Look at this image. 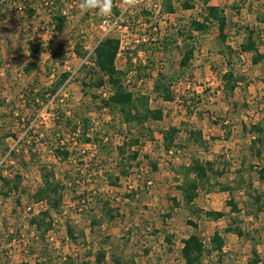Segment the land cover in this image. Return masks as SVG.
<instances>
[{"label":"rangeland","instance_id":"obj_1","mask_svg":"<svg viewBox=\"0 0 264 264\" xmlns=\"http://www.w3.org/2000/svg\"><path fill=\"white\" fill-rule=\"evenodd\" d=\"M27 1L35 9V14L31 17L22 10L24 4L20 0H3V15L6 16L0 18V134L12 132L20 138L23 135V122L32 113L28 110L21 111L20 121L7 115L12 114L11 111H14V116L20 113L19 109L23 106L21 90L29 83L37 88L49 84L65 70V60L69 61L68 64L74 70L79 63L75 42L81 43L83 48L85 42L97 38V24L104 17L98 10L82 12L81 0H60L61 4H64L67 24L57 34L58 40L32 60L28 56V40L31 39L33 44L42 43L46 47L53 34L48 25L50 17L46 7L48 3L55 9L57 0ZM197 1L195 2L200 6V0ZM210 4L226 9L224 41L217 39V27H211L209 33L201 35L199 41L193 43L196 45L195 56L185 68L178 65L180 53L186 46L182 38L178 39L177 43L168 45L166 51L157 52L155 55L151 53L149 56L148 60L154 62L153 68L148 67L153 71V75L147 76V81L141 88L152 94V105L160 106L166 112L161 121L151 123L159 144L143 137L139 146L125 148V157L131 150L138 151L139 156L135 161L122 160L117 146L113 144L118 135H128L126 128L123 127L119 132L108 128L106 123L110 119L109 112L97 109V103L91 101L89 93L82 92V81H87L84 79L88 68L73 73L66 91L69 93L68 105L74 110L78 106H83L81 111L89 108L88 115L97 121V126L99 123L102 132L111 139L109 145L87 149L89 155L95 156L93 159L101 162L89 161L88 158L84 160L85 154L80 152L78 146L72 149L74 152L71 153L70 160L61 162L40 143L36 146L34 159H31L28 151L21 150L13 138L4 139L5 146L17 150L15 149V156H11L2 154L0 149V178L20 180V183L15 190L10 185H3L0 180V264H33L36 261L43 262L47 255L51 257V263L47 264H63L82 257L88 247L92 253L102 248L106 251L107 261L113 253L122 256L124 264H182L180 249L184 238L196 233L208 244L213 233L221 232L228 223L233 225L235 217L241 220L239 224L242 235L239 237L234 233H222L225 244L221 254L212 252L205 257V264H247L252 258V249L257 250L264 262V211L256 210L257 205L264 203V178L258 177L260 167L264 166V143L253 147L254 150L262 152L260 157L250 155V141L241 126L242 123L249 125L260 120L264 122V57L258 64L253 65L249 52H241V58L233 56L231 63L234 65V71L242 76L244 81L240 83V89L229 96L221 89L220 71L226 68V65H222L218 53L219 50H224L225 46L235 48L240 42L241 35L235 32V23L254 27L264 37V0H210ZM140 14L142 15V12ZM193 15H196L194 11L178 10L170 16L153 18L151 22H158L160 39L170 38L176 31L178 20L181 19L180 24L183 25ZM260 51L264 52V46L260 47ZM69 53H74L75 56ZM148 60L145 62L148 63ZM196 60L208 61V64L204 68V65L197 64ZM160 66L162 73L172 76L167 83H171L174 100L166 103L156 98L151 91L153 80L158 73L156 69ZM175 73L177 82L173 80ZM244 83L248 85L244 86ZM177 98L181 100L180 103L176 102ZM232 103H236V108H232ZM113 124V130L116 131L119 128L116 118ZM220 124H226L230 131L233 130L231 142L239 144V151L230 141L221 142L224 132ZM169 126L180 129L176 143L184 145V148L180 149L179 154H166L160 146L161 131ZM188 128L201 132L206 148L192 142L185 143V129ZM241 156L245 157L242 189L233 183L237 172H226L221 177L211 175L210 182L213 184L208 187L210 192L198 190L192 204V207L202 210L224 211L225 216L217 221H210L202 215L194 214L191 206L184 203L177 188L178 182L174 179L173 167L196 157L201 160H215L218 169L227 163L236 169ZM137 160L140 161L138 165ZM95 162L103 170L97 174L99 167ZM43 164L55 165L56 175L63 183L71 185L75 182L78 187L75 193L64 197L65 212L53 214L54 226L42 240L39 233L30 226L29 218L36 213L32 195L41 183L39 165ZM128 165L127 169L125 166ZM154 165L156 168H153ZM123 167L126 168L127 175L121 173ZM137 169L142 172L139 178L136 176ZM77 170L80 171L79 174ZM127 181L132 185L131 189L127 187ZM148 181L151 183L148 184ZM114 182L116 184H113ZM248 184L250 187H246ZM225 185L235 188L231 191L223 190L222 186ZM93 189L102 192L114 218L109 220L103 215L102 222L90 226L91 216L101 219V212L98 210L101 198L98 196L92 200L94 202L90 205L93 209L90 212L84 209L80 214L73 210L75 208L71 203L77 201L81 194L88 197ZM254 190L260 196L259 204L252 198ZM173 198L178 204H174ZM230 198L237 204L240 213L230 211L227 204ZM29 206L33 211L27 210ZM168 213L170 216L165 217ZM68 223L77 230L84 231L85 237L79 238V244H74L67 238L65 225ZM192 223H195L196 227ZM166 235L170 236L169 241L165 239ZM83 238L85 246L81 245ZM93 258L91 256L89 259L93 261Z\"/></svg>","mask_w":264,"mask_h":264},{"label":"trees","instance_id":"obj_2","mask_svg":"<svg viewBox=\"0 0 264 264\" xmlns=\"http://www.w3.org/2000/svg\"><path fill=\"white\" fill-rule=\"evenodd\" d=\"M24 7L22 10L28 17H31L35 14V9L29 5L30 3L27 0H20ZM197 0H179V4L182 10L193 9L194 14L190 16L187 20V23L180 24L181 19L178 20L179 23H176L175 33L172 37H162L158 41V45L151 48V52H163L166 51L167 46L170 44L177 43L178 39L182 38L186 46L182 53H180L179 67L185 68L191 59L195 56L196 45L199 41L201 35L207 34L210 32L211 27L214 25L218 29L217 39L224 41L225 35L223 32L227 26V17L225 15L224 9L218 6L210 5V0H200L198 6ZM3 0L0 1V18H5L6 15H3L4 5L2 4ZM5 3V2H4ZM2 4V5H1ZM57 7L53 9V5L47 3V13L49 14L50 21L48 25L50 26L53 34L50 36L46 47L43 44H33L31 39L28 40L27 50L28 55L31 59H35L37 55L45 52L46 49L50 48L56 38V34L60 33L61 30L67 24V17L62 14L64 10V4L62 5L60 0L56 1ZM2 8V9H1ZM26 8V9H24ZM196 8V9H195ZM6 9V7H5ZM115 12V9L112 8V13ZM177 12L176 7L173 4L172 0H161V9L159 11L158 17H162L165 14H175ZM151 11H142V17L146 22H150L151 19L148 17L152 16ZM263 15H261V18ZM186 20V19H184ZM263 21V20H262ZM155 27H158V22H153ZM237 30L236 33L241 35V40L238 42L237 48H232L231 46H225L224 50H219V54H222L226 57V64L228 69L221 75L222 90L231 96L236 87L240 86V83L244 81V78L234 71V65L231 63L233 56L239 58L241 52H249L251 54V63L253 65L258 64L264 57V52L260 51V47L264 46V37L257 32L254 27H249L248 25H239L235 23ZM79 42H82L79 40ZM192 42V43H191ZM191 43V44H190ZM76 54L81 57L84 55V51L81 43L75 42ZM190 45V46H187ZM119 48V39L115 36H106L103 37L97 44L94 49V65H83L79 68L78 72L83 71L84 68H88L87 75L85 76L87 81H82V86L84 94L87 92L90 95L91 101L97 103V109H106L110 114V119L106 126L112 129L113 132H119L123 127L126 128L128 132V141L124 142L122 145H118V153L121 155L122 160L127 162L135 161L139 153L137 150H131L129 155L124 156L126 147L139 146L140 139L143 137L147 138L149 141L154 144L158 143V140L155 138L154 130L152 129L151 123L154 121H161L163 118V109L160 107L152 106L151 97L147 90L134 91L128 89L123 85V78L126 75L127 71L130 69V63H127L125 68L120 69L116 67L115 60L117 50ZM54 54V52H53ZM232 58V59H231ZM153 61L148 60L147 64L142 65L139 63L137 66L138 73L141 75L152 76L151 70L148 69L149 66H152ZM153 68V66L151 67ZM148 73H147V72ZM27 72L28 69H27ZM177 73L173 76V80H177ZM69 77L68 72H61L57 75L56 79L50 82L47 85L41 86L39 88L34 84L26 85L21 90L23 106L19 109L20 113L15 116L12 115L14 111L9 113L8 117L21 120V111L28 110L31 112L32 116L35 115L39 109L47 103L48 99L55 95V108L53 110V124L51 127L43 130L39 127H33L28 129L21 140H18L17 144L21 150H26L30 154V158L34 159L36 155V146L44 144L47 147V150L50 154L58 159L61 162L67 160L71 152L70 150L71 143H62V140L65 139L66 135H77V140L79 143H90L99 148L101 146H106L103 142V136L105 135L102 131V127H99L95 124V119H92L88 112L89 108L81 111L83 107H77L76 110L72 109L68 103L69 99L64 98L63 102H60L62 90L66 88L64 82ZM169 78V79H168ZM171 77L166 76L162 71H158L157 76L153 80L152 92L154 96L164 102L173 101V91L171 89V83L167 82ZM171 82V81H170ZM177 82V81H175ZM247 83H244V86H247ZM106 86L110 89L111 94L107 99L100 98L95 89ZM69 95V93H68ZM151 100V101H150ZM68 101V102H67ZM80 105V104H79ZM232 108H236V103L231 104ZM69 112V113H67ZM115 118L118 120L119 128L114 131V121ZM24 129L28 128V122L23 124ZM223 127L224 136L228 137L231 134L230 128L226 124H220ZM242 130L251 136L250 138V152L256 157H260L261 151L254 150L253 147L259 143H264V122L262 120L257 122H252L249 125L244 123L241 124ZM3 129H1L2 131ZM186 130L185 143H194L195 145L202 146L206 148V142L202 138L200 131H197L195 128H188ZM180 133V129L176 126H169L166 129L161 131V143L160 146L166 154H179L180 149L184 148V145H179L176 143V139ZM41 134V136H40ZM116 135L115 133H113ZM113 135V136H114ZM10 137L16 139V135L12 132H7L6 134H0V149L2 154H8L15 156V149H10V147L5 146L4 139ZM109 137V136H108ZM110 139V137H109ZM111 140V139H110ZM159 144V143H158ZM19 149V148H18ZM174 150V151H173ZM99 162H101L99 160ZM136 165L139 164V160L136 161ZM132 164V163H131ZM217 162L215 160H201L196 157L189 158L188 162H182L173 167L172 171L174 173V179L178 182V190L182 194L184 203L187 206H191V210L194 214L204 216L210 221H217L223 216H225L224 211L217 210H202L199 208L192 207L194 199L197 197L198 190L204 189L210 192L208 187H211L213 183L210 182V177L216 176L221 177L223 175V168L216 166ZM127 169L129 167L125 166ZM123 167L121 173L127 175L126 168ZM102 170V167H100ZM153 168H156L154 165ZM41 183L34 190L32 199L34 202L43 201L46 204V208L33 213L29 218V224L39 233V237L43 240L44 236L53 228L54 226V213H64L65 202L63 201L66 195L75 193L76 185L75 182L69 186L66 183H63L60 178L56 175V167L52 164H43L39 165ZM138 170V169H137ZM103 171V170H102ZM79 174V170H77ZM83 176H85L83 174ZM258 177L260 179L264 178V166L260 167L258 171ZM19 179V178H18ZM117 180V178H115ZM3 185L11 186L13 189H18L20 180H10L1 177L0 178ZM237 188L242 189L244 180L243 176L240 175V178L233 180ZM110 184L111 181H110ZM113 184H116L115 182ZM246 187H250L249 184ZM223 190H232L231 185L222 186ZM252 198L255 199L257 204L260 203V196H258L257 191H253ZM249 195L251 192L248 193ZM92 200L96 199L98 196L101 198L98 202L100 204L101 219L97 216H91L90 226L99 224L102 222L104 216H107L109 220L114 218L113 213L109 209L108 201L103 194L98 189H93L92 192L88 195ZM251 196V195H250ZM79 198L85 199V194L79 195ZM174 204H178L176 199H172ZM227 204L230 206V211L235 212L236 214L240 213V209L237 207V204L232 198L227 201ZM93 207L90 205L88 212H90ZM257 211H264V203L257 205ZM80 214V213H79ZM104 215V216H103ZM170 216L169 213L165 217ZM234 224H227L226 227L221 229V232L215 231L210 237V242L207 244L205 240L198 234H190L182 240V246L180 249V259L182 264H205L204 259L206 256H209L212 252L216 251L218 254H221L223 246L225 244V238L222 233H234L237 236L242 235V228L240 226L241 220L235 217L233 219ZM196 227L195 223H192ZM65 232L67 238L74 244H79L78 240L80 237H85L84 231L77 230L71 224L65 225ZM165 239L170 240V236L166 235ZM85 239L81 242V245L85 246ZM45 253H43L44 255ZM42 255V256H43ZM93 256V261L89 258ZM50 255H47L44 261H36L33 264H47L51 263ZM218 260L221 262V258L218 257ZM123 257L111 253L109 261H107L106 251L102 248H99L96 252L92 253L91 248L88 247L86 253L79 259H74L69 262H64L63 264H124ZM18 264H28V263H18ZM247 264H264L260 258L259 253L256 249H252V258L247 262Z\"/></svg>","mask_w":264,"mask_h":264},{"label":"built area","instance_id":"obj_3","mask_svg":"<svg viewBox=\"0 0 264 264\" xmlns=\"http://www.w3.org/2000/svg\"><path fill=\"white\" fill-rule=\"evenodd\" d=\"M126 2L127 0H114L113 1V8L115 9V12L111 14V16H104L102 17L97 24V28L99 30L98 37L95 38L92 41H87L83 45V51L84 55L79 57L77 54V58L79 60L78 66L73 70L71 69L70 65L68 64V60H65L63 62V65L65 66V72L69 73V77L64 82V84H67L71 80L73 73L78 72L79 68L83 65H94V49L97 46L98 42L106 36H115L119 39V48L117 50L116 54V60L115 64L117 68L123 69L127 65V63H130V69L127 71L126 75L123 78V85H125L128 89L139 91L142 90L146 83L147 76L141 75L138 73L137 66L139 63L142 65L147 64V61L145 60L149 59V56L155 55L157 51L151 52V48L158 45V41L161 40L159 37V31L158 27H155L153 22L151 20L153 18H159L158 14L161 9V0H135V5L133 8L128 9L125 11L126 8ZM173 4L176 7V10L178 11H185L188 12L189 10H182L179 3H176L173 0ZM196 9V8H195ZM151 11L153 14L152 16L148 17V19H151L150 22L141 23L143 17L141 16L142 11ZM62 14L66 15V11L62 10ZM173 14H165L163 16H170ZM162 16V17H163ZM161 18V17H160ZM178 42V41H177ZM160 52V51H159ZM70 54V53H69ZM72 56H75L74 53L70 54ZM145 59V60H144ZM154 63V62H153ZM158 71H163L162 66L156 69ZM63 71V72H64ZM151 75H153V71H151ZM50 77H53V75H50ZM51 80L50 82H52ZM142 87V88H141ZM96 94L102 98L107 99L109 95L111 94V91L108 87L102 86L97 89H95ZM60 94H62V98L60 99V102L64 101V98L68 97V92L66 91V88H64L60 91ZM56 98L55 95L50 97L48 99L47 103H45L39 111L35 115H28L27 120L23 122V124L28 122V128L24 129L23 126V135L22 137H18L14 139L16 141V144L18 140H21L25 133L28 131V129H31L33 127H39V129H47L52 126L53 124V116H54V108H55V102ZM176 102L180 103V99H176ZM102 111H107L106 109L102 108ZM69 113V112H67ZM97 121H95V124ZM41 136V134H40ZM77 135H66L65 139L62 140V143H71L70 144V150L76 149V146H78V149L82 154H85L83 156V159L88 158V160H94L99 163V160L93 159L95 158L94 155H89L88 148L96 149L95 145H92L90 143H79L77 140ZM113 141L114 146L122 145L124 142L128 141V136L121 134L115 137ZM103 142L106 145H109L111 143L108 135L103 136ZM74 146V147H71ZM11 150L13 148H10ZM16 149V148H15ZM17 150V149H16ZM15 150V151H16ZM72 153V152H71ZM70 156L67 158V160H70ZM97 167H99L96 170V174L101 171L100 165L97 164ZM137 178H139L142 175V172L137 170ZM140 172V173H139ZM127 181V187L129 189L132 188V185L128 183ZM148 184L151 183V181L147 182ZM70 185V184H69ZM88 196V195H87ZM91 198L85 197L79 198L74 203H71V206L75 209H73L78 214L83 212L84 209L90 208V202ZM46 208V204L43 201L35 202L33 204L34 212H38L42 209ZM32 207H27L28 211H33Z\"/></svg>","mask_w":264,"mask_h":264},{"label":"crops","instance_id":"obj_4","mask_svg":"<svg viewBox=\"0 0 264 264\" xmlns=\"http://www.w3.org/2000/svg\"><path fill=\"white\" fill-rule=\"evenodd\" d=\"M173 1V0H172ZM209 4H210V1H209ZM210 5H214V4H210ZM214 6H217V5H214ZM189 11L188 12H193V9H188ZM224 10H226V9H224ZM183 12H185V11H183ZM57 34H59V33H57ZM56 34V38H55V40L57 41L58 40V35ZM54 40V41H55ZM52 44H53V42H52ZM237 47H235V49H236ZM220 55V60H221V62L223 63L222 65H226V68H224V69H222L221 71H220V84H221V86H223L222 85V83H221V75L228 69V67H227V64H226V57L224 56V55H222V54H219ZM29 56V55H28ZM241 54H239V58H241ZM206 58V57H205ZM32 60H34V59H32ZM192 60L193 59H191L190 61L192 62ZM197 62V64H203L204 65V68H205V65H207L208 64V61L206 62V61H204V60H196ZM192 64H194V62L192 63ZM235 70V69H234ZM236 73V72H235ZM237 74V73H236ZM29 84H31V83H29ZM221 89H222V87H221ZM238 89H240V86H238V87H236L235 88V90H234V94H235V92H236V90H238ZM152 91V90H151ZM160 100V99H159ZM151 101V100H150ZM162 101V100H161ZM162 102H164V101H162ZM164 103H166V102H164ZM152 104V103H151ZM152 106H154V105H152ZM155 107H157V106H155ZM160 107V106H159ZM160 108H162V107H160ZM234 109V108H233ZM165 110L163 111V118H164V115H165ZM168 113V112H167ZM162 118V119H163ZM154 122H157V121H154ZM226 122V121H225ZM224 122V123H225ZM246 124V123H245ZM247 125V124H246ZM233 134V130H231V134H230V136ZM247 134V133H246ZM230 136H228V137H225V136H222V138H221V142L222 143H224L225 141H230V144L232 143V145L234 146V148H238V149H236V150H240L239 148H241L240 146H239V144L238 143H233V142H231V141H233L232 140V136L230 137ZM247 139H249V141H250V138H251V136L249 135V134H247ZM226 150V149H225ZM249 154L251 155L252 154V152H250L249 151ZM262 154V153H261ZM244 158L245 157H243V156H241L240 158H239V161H238V164H237V166H236V169L235 168H233V167H230L231 165H230V163H227L226 165H223L222 166V168H223V175L226 173V172H230V171H233V172H237V174H235V177L233 178V180H236L237 178H240V175L242 176V173H244V167H245V163H244ZM235 170H237V171H235ZM222 175V176H223ZM237 175V176H236ZM182 246V245H181Z\"/></svg>","mask_w":264,"mask_h":264},{"label":"clouds","instance_id":"obj_5","mask_svg":"<svg viewBox=\"0 0 264 264\" xmlns=\"http://www.w3.org/2000/svg\"><path fill=\"white\" fill-rule=\"evenodd\" d=\"M135 0H127L125 11L133 8ZM113 8V0H81L80 9L82 12L90 10H98L102 16H111Z\"/></svg>","mask_w":264,"mask_h":264}]
</instances>
